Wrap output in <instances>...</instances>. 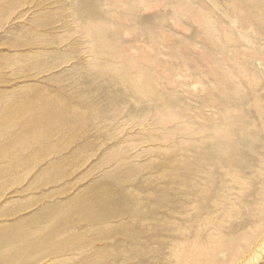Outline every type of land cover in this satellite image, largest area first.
<instances>
[{"label":"rangeland","instance_id":"obj_1","mask_svg":"<svg viewBox=\"0 0 264 264\" xmlns=\"http://www.w3.org/2000/svg\"><path fill=\"white\" fill-rule=\"evenodd\" d=\"M263 195L264 0H0L21 264H264Z\"/></svg>","mask_w":264,"mask_h":264},{"label":"bare ground","instance_id":"obj_2","mask_svg":"<svg viewBox=\"0 0 264 264\" xmlns=\"http://www.w3.org/2000/svg\"><path fill=\"white\" fill-rule=\"evenodd\" d=\"M253 4V3H252ZM256 4V3H255ZM229 124V123H228ZM222 129V128H221ZM227 131V130H226ZM206 141V140H205ZM208 149V148H207ZM226 149V148H225ZM218 152V151H217ZM216 154V153H215ZM198 163V162H197ZM202 165V164H201ZM205 168V167H204ZM197 198V197H196ZM261 200L262 202L260 203V207H259V212L257 213L258 215L264 214V195L261 196ZM263 210V211H262ZM256 214V215H257ZM255 215V216H256ZM261 229V228H260ZM256 231V230H255ZM264 239V238H263ZM258 252L262 253L264 252V242L259 246L258 248ZM26 253V251H25ZM22 252L21 251H17L14 249H11L9 246H4V247H0V264H21V256ZM26 255V254H25ZM261 255V254H260ZM260 255L255 254V256H253V258L250 259L251 263L252 262H257L260 259ZM249 263V262H248Z\"/></svg>","mask_w":264,"mask_h":264}]
</instances>
